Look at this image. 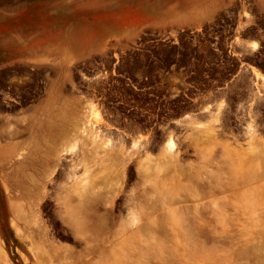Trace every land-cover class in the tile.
I'll use <instances>...</instances> for the list:
<instances>
[{
	"label": "rangeland",
	"instance_id": "obj_1",
	"mask_svg": "<svg viewBox=\"0 0 264 264\" xmlns=\"http://www.w3.org/2000/svg\"><path fill=\"white\" fill-rule=\"evenodd\" d=\"M244 11L205 29L149 33L127 52L78 67L88 102L62 147L70 153L59 155L54 173L32 190L39 195L0 185V264H264V179L262 187L229 185L244 162L264 174V15ZM157 60L166 61V73ZM174 60L187 72L169 69ZM118 73L147 82L138 85L163 83L166 114L114 116L111 82ZM185 95L195 100L179 105ZM246 111L255 136L246 135ZM122 164L124 176L109 179L108 170L117 176ZM23 179L33 185V176ZM92 186L108 201L100 219L82 222L80 232L87 198L77 207L75 192ZM27 199L34 200L32 216ZM104 234L110 250L100 245Z\"/></svg>",
	"mask_w": 264,
	"mask_h": 264
},
{
	"label": "crops",
	"instance_id": "obj_2",
	"mask_svg": "<svg viewBox=\"0 0 264 264\" xmlns=\"http://www.w3.org/2000/svg\"><path fill=\"white\" fill-rule=\"evenodd\" d=\"M246 6L264 15V0H0V185L54 173L88 102L78 67Z\"/></svg>",
	"mask_w": 264,
	"mask_h": 264
},
{
	"label": "bare ground",
	"instance_id": "obj_3",
	"mask_svg": "<svg viewBox=\"0 0 264 264\" xmlns=\"http://www.w3.org/2000/svg\"><path fill=\"white\" fill-rule=\"evenodd\" d=\"M251 70L254 72V75H256V76H259L260 78H263L262 77V74H260L255 68H251ZM254 101H255V99H251V102L249 103V104H252L253 105V103H254ZM256 102H257V100H256ZM250 109V108H249ZM251 111V110H250ZM245 112V111H244ZM247 112V111H246ZM244 114L245 113H243L242 115H241V119H244ZM246 116L250 119L249 120V122L250 123H248L247 125H246V130H245V132L247 133L246 135L247 136H249V137H251V136H255L254 134H253V132H251L250 131V127H251V125H252V122L254 121L252 118H251V112L249 113V112H247L246 113ZM245 116V117H246ZM242 121V120H241ZM91 127V126H90ZM85 128V127H84ZM87 129V128H86ZM86 129H83V130H81V132H86ZM91 129V128H90ZM116 129V128H115ZM80 132V133H81ZM87 134V133H86ZM89 135V134H88ZM87 137V136H86ZM233 137V136H232ZM235 138H234V140H235V143H236V140H237V137L236 136H234ZM98 138V137H97ZM119 139V142L121 141V143L123 142V139H124V137H122V135H120L119 137H118ZM91 140H93V138L91 139ZM82 141V140H81ZM100 140L98 139V142H99ZM94 142V141H93ZM92 142V143H93ZM137 142V141H136ZM136 142H132V146H135L137 143ZM260 142V141H259ZM81 143V142H80ZM101 143V142H100ZM99 143V144H100ZM123 144H121V146H122ZM138 146V145H137ZM236 146H237V144H236ZM140 147V146H139ZM238 147V146H237ZM144 149L146 148V146H144L143 147ZM239 148V147H238ZM103 149V148H102ZM143 149V150H144ZM239 149H241V147L239 148ZM233 150L234 151H238L237 153H239V151L240 150H238L236 147L235 148H233ZM68 153H70V150H68V149H66V148H62L61 150H60V152L58 153V155L57 156H61L62 154H68ZM120 153V152H119ZM168 155L170 154V151H169V153H167ZM172 154H174V153H171V155ZM170 155V156H171ZM18 156V155H17ZM123 156H126V155H123ZM98 157V156H97ZM171 157H173V155L171 156ZM18 158V157H17ZM125 159V158H124ZM172 159V158H171ZM176 159V158H175ZM165 160V159H164ZM170 160V159H169ZM124 162V161H123ZM119 165V164H118ZM240 165V164H239ZM241 165H242V163H241ZM247 166V167H246ZM125 164H122L121 165V168H120V173L118 172L117 174V176H112L111 174H112V170H108V173L110 174L108 177H109V179H116L117 177H119L120 178V176L121 177H123L124 176V173H125ZM244 167H246V168H240L239 170H243V172L240 174V176H238L237 178H235V180H233L232 182L233 183H231V184H229L230 186H235V185H237V184H240V185H250V187L252 188L254 185H256V186H259V187H262L263 185L262 184H259V185H257L258 184V182L260 181V180H262V179H264V174H259V173H255V174H253V173H251L250 172V162H244ZM139 168V167H138ZM122 170V171H121ZM137 170V169H136ZM53 172V171H52ZM240 173V172H239ZM114 175V174H113ZM51 180V179H50ZM118 180V179H117ZM12 181V182H11ZM27 183L28 182H26V179H23V178H20V179H18V181H16V180H12V179H10V180H4V185H8V186H10L11 188H19V187H22L23 189H26V192H23V193H20V194H22V195H39V194H41V192H32V190H36V189H40L41 188V180L40 179H37V178H34L33 179V181H32V183H33V185L30 187V188H28V187H26V185H27ZM89 183V182H88ZM74 187V186H73ZM95 186H92V191L91 192H87V193H85V192H75V195H77L78 197H77V203H76V206L77 207H81V205L83 204V202H84V199L85 198H87V200H86V202H87V205L85 206V207H81V211H80V213H79V215H78V217H77V220H78V230L80 231V232H83L85 229H84V227L86 226L85 224H81L82 222H84V221H86V220H88V221H90V222H93V223H95V221L96 220H98V219H100V214H98V211H99V209H100V207L103 205V203L106 201H108V199H101V198H99L98 196H95V194H94V190H93V188H94ZM113 186H108V188H107V192H110V189L112 188ZM121 187V184L119 183V185L115 188V189H119ZM70 188V187H69ZM66 190V189H65ZM71 190H72V188H71ZM70 190V191H71ZM73 191V190H72ZM71 191V192H72ZM43 194V193H42ZM64 194V193H63ZM92 194H93V196H92ZM63 196V195H62ZM37 198V197H36ZM60 199V198H59ZM63 199V198H62ZM65 199V198H64ZM72 199H75V198H72ZM71 199V200H72ZM27 204H28V209L26 210L27 212H33V208H32V204H33V201L32 200H30V199H27ZM62 201V200H61ZM99 203V204H98ZM60 204H63V202L62 203H60ZM63 206V205H62ZM240 211H241V209H240ZM256 212H258V211H256ZM30 213V214H31ZM66 213V212H65ZM105 213L107 214V215H109V213L107 212V211H105ZM105 213L104 214H102V215H105ZM63 215V218H64V214H62ZM26 216H32V214L31 215H29L28 213H27V215ZM62 217V216H61ZM63 218H62V220H63ZM252 219V218H251ZM65 220V219H64ZM253 221V220H252ZM251 222V221H250ZM38 224V223H37ZM70 224V223H69ZM71 225V224H70ZM77 225V224H76ZM72 226V225H71ZM107 227H108V224H107ZM106 227V228H107ZM109 228V227H108ZM39 230V229H38ZM36 231V230H35ZM87 231V230H86ZM34 233V232H33ZM35 234V233H34ZM41 235V234H40ZM82 238V237H81ZM107 238H108V236H107V234H106V237H105V234L104 235H102L101 236V238H100V245L101 244H103V245H105V248L106 249H108V250H110V249H112L111 248V246L109 245V244H106V240H107ZM85 241V240H84ZM86 243H87V250L88 251H90V252H93L94 251V248L92 247V245H91V242L89 241V240H86ZM84 247V246H83ZM85 248V247H84ZM94 254V253H93ZM95 260V259H94ZM96 261V260H95ZM94 262V261H93ZM92 262V263H93Z\"/></svg>",
	"mask_w": 264,
	"mask_h": 264
},
{
	"label": "flooded vegetation",
	"instance_id": "obj_4",
	"mask_svg": "<svg viewBox=\"0 0 264 264\" xmlns=\"http://www.w3.org/2000/svg\"><path fill=\"white\" fill-rule=\"evenodd\" d=\"M141 52H150L149 50H140ZM153 56L152 54H150ZM136 56H141V54H136ZM147 56V54H146ZM150 60H144L143 63H145V68H148V63ZM156 61H153L152 63H155ZM117 61L114 62L116 64ZM157 63L160 68H158L162 73H166V61L164 60H157ZM249 66H252L251 64H248ZM255 67H258L256 65H253ZM177 68L179 70H183V72H187L188 65H180V62L174 60L171 64L168 65V68ZM189 73H193L192 71H189ZM115 77L113 81L111 82L113 86V99L111 106L114 111L112 114L114 116L118 115H140V116H147L146 119L152 116H160L165 115L166 112H164V85L163 83H158L156 87L154 85H138V84H147L144 83L143 80L139 79L136 80L133 77H126L122 75L121 73L114 74ZM146 79V78H145ZM190 83H194V81H188L186 84L190 85ZM191 86V85H190ZM156 89V93H154L152 90ZM195 89V88H194ZM186 96V95H185ZM187 101L180 102L179 105H189L191 102L195 100L193 97L186 96ZM125 100V101H123ZM153 106L154 112H149V109H143V107ZM116 107H120V111L118 112ZM145 119V122L147 121ZM124 120L127 122V118H124ZM130 120V119H129ZM129 122V121H128ZM154 124V123H153Z\"/></svg>",
	"mask_w": 264,
	"mask_h": 264
}]
</instances>
